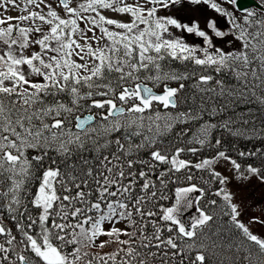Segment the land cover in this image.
Wrapping results in <instances>:
<instances>
[{
    "label": "snow or ice",
    "instance_id": "6c2138e0",
    "mask_svg": "<svg viewBox=\"0 0 264 264\" xmlns=\"http://www.w3.org/2000/svg\"><path fill=\"white\" fill-rule=\"evenodd\" d=\"M253 184L264 0H0V264H264Z\"/></svg>",
    "mask_w": 264,
    "mask_h": 264
},
{
    "label": "rangeland",
    "instance_id": "374dc122",
    "mask_svg": "<svg viewBox=\"0 0 264 264\" xmlns=\"http://www.w3.org/2000/svg\"><path fill=\"white\" fill-rule=\"evenodd\" d=\"M239 198L248 201L249 217L264 216V186L258 184L249 185L241 190Z\"/></svg>",
    "mask_w": 264,
    "mask_h": 264
},
{
    "label": "water",
    "instance_id": "95a60500",
    "mask_svg": "<svg viewBox=\"0 0 264 264\" xmlns=\"http://www.w3.org/2000/svg\"><path fill=\"white\" fill-rule=\"evenodd\" d=\"M237 3L247 8H256V0H237Z\"/></svg>",
    "mask_w": 264,
    "mask_h": 264
},
{
    "label": "trees",
    "instance_id": "16d2710c",
    "mask_svg": "<svg viewBox=\"0 0 264 264\" xmlns=\"http://www.w3.org/2000/svg\"><path fill=\"white\" fill-rule=\"evenodd\" d=\"M253 9H256V8H253ZM239 14V13H238ZM249 147H251V145H249Z\"/></svg>",
    "mask_w": 264,
    "mask_h": 264
}]
</instances>
